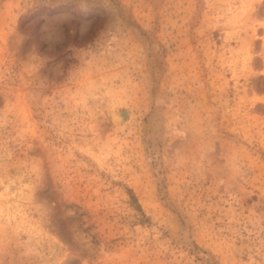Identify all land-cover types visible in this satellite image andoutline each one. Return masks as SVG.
Segmentation results:
<instances>
[{
  "label": "rangeland",
  "instance_id": "obj_1",
  "mask_svg": "<svg viewBox=\"0 0 264 264\" xmlns=\"http://www.w3.org/2000/svg\"><path fill=\"white\" fill-rule=\"evenodd\" d=\"M0 264H264V0H0Z\"/></svg>",
  "mask_w": 264,
  "mask_h": 264
}]
</instances>
